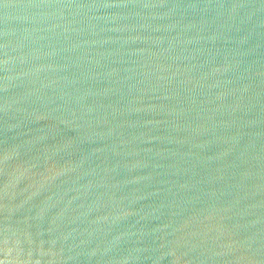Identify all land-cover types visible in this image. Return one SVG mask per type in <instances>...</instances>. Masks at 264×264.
Here are the masks:
<instances>
[{"label": "water", "instance_id": "water-1", "mask_svg": "<svg viewBox=\"0 0 264 264\" xmlns=\"http://www.w3.org/2000/svg\"><path fill=\"white\" fill-rule=\"evenodd\" d=\"M0 264H264V0H0Z\"/></svg>", "mask_w": 264, "mask_h": 264}]
</instances>
